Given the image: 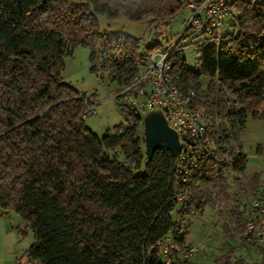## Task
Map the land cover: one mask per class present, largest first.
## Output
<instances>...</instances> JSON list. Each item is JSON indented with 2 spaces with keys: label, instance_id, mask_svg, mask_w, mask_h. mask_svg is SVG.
I'll return each instance as SVG.
<instances>
[{
  "label": "trees",
  "instance_id": "obj_1",
  "mask_svg": "<svg viewBox=\"0 0 264 264\" xmlns=\"http://www.w3.org/2000/svg\"><path fill=\"white\" fill-rule=\"evenodd\" d=\"M229 6L235 31L217 44H206L215 34L204 38L197 69L177 43L169 53L172 79L194 91L211 140L178 203L175 158L157 149L146 160L135 109L119 103L126 125L98 136L85 123L86 96L61 71L81 45L89 49L90 71L122 89L149 52L168 46L100 32L95 15L147 21L158 35L183 8L179 0H0V208L16 212L32 232L27 264H164L157 242L167 235L183 242L184 216L224 195L228 171L243 172L245 119L264 120V0ZM202 74L209 76L205 87ZM259 176L247 184L253 199L264 201ZM236 194L229 237L237 244L212 264H245L237 247H257L260 258L251 264H264V245L244 234L256 214L253 199Z\"/></svg>",
  "mask_w": 264,
  "mask_h": 264
},
{
  "label": "rangeland",
  "instance_id": "obj_2",
  "mask_svg": "<svg viewBox=\"0 0 264 264\" xmlns=\"http://www.w3.org/2000/svg\"><path fill=\"white\" fill-rule=\"evenodd\" d=\"M228 18L221 27L217 28L215 39L188 29L189 11L185 8L170 19L165 29L159 26L162 33L158 35L155 34L156 28L153 23L131 21L123 16L109 19L104 15L96 14L95 23L100 32H123L139 39L140 46L158 42L159 47L168 46L172 49L177 43L187 66L197 69L198 48L202 40L209 38L206 44H217L225 32L235 31ZM89 67V49L77 45L73 54L65 58L61 76L63 81L86 96L85 123L95 134L102 136L120 124L126 125L125 113L119 106L120 102L117 99L119 90L116 89V84L108 80L106 73L91 72ZM208 80L209 76L202 74L199 83L205 87ZM139 134L143 136L142 128ZM239 140L247 156L243 172L228 171L225 193H222L224 195L217 196L213 205L206 206L201 211H191L184 216L183 242L191 243L198 249L186 264H212L215 258L230 246H236V237H229L234 197L238 193L243 196L241 198L243 202L253 199L247 179L254 173L260 174L259 191L264 192V120L247 116ZM178 207L179 205L177 209ZM174 216L178 217V210L175 211ZM32 241V232L20 216L14 211L4 212L0 208V264H27L24 255ZM236 249L235 255L242 257L245 264L254 263L260 258L257 247Z\"/></svg>",
  "mask_w": 264,
  "mask_h": 264
},
{
  "label": "built area",
  "instance_id": "obj_3",
  "mask_svg": "<svg viewBox=\"0 0 264 264\" xmlns=\"http://www.w3.org/2000/svg\"><path fill=\"white\" fill-rule=\"evenodd\" d=\"M189 11L188 29L210 36L215 34L230 14V0H179ZM171 48L154 49L147 54L142 69L130 83L119 90L117 99L130 105L140 115L160 109L168 124L178 134L181 150L174 164L175 197L178 203L192 180L200 161L211 145L202 108L194 100V91L179 89L172 79ZM255 216L246 222L244 234H253L256 245H264V201L253 199ZM164 264H186L198 251L195 245L179 242L174 235L157 242Z\"/></svg>",
  "mask_w": 264,
  "mask_h": 264
},
{
  "label": "water",
  "instance_id": "obj_4",
  "mask_svg": "<svg viewBox=\"0 0 264 264\" xmlns=\"http://www.w3.org/2000/svg\"><path fill=\"white\" fill-rule=\"evenodd\" d=\"M141 119L146 160H149L157 149H166L176 158L181 150L180 139L177 132L169 126L163 111L149 110Z\"/></svg>",
  "mask_w": 264,
  "mask_h": 264
}]
</instances>
